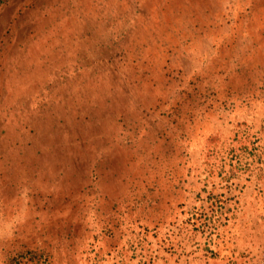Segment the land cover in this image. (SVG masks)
<instances>
[{
	"label": "rangeland",
	"instance_id": "rangeland-1",
	"mask_svg": "<svg viewBox=\"0 0 264 264\" xmlns=\"http://www.w3.org/2000/svg\"><path fill=\"white\" fill-rule=\"evenodd\" d=\"M0 264H264V0H0Z\"/></svg>",
	"mask_w": 264,
	"mask_h": 264
}]
</instances>
